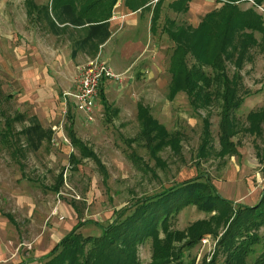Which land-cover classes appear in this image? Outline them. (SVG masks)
Wrapping results in <instances>:
<instances>
[{"label": "rangeland", "instance_id": "374dc122", "mask_svg": "<svg viewBox=\"0 0 264 264\" xmlns=\"http://www.w3.org/2000/svg\"><path fill=\"white\" fill-rule=\"evenodd\" d=\"M32 1L39 7L49 8L51 4V0ZM24 2L0 0V264H41L38 259L48 254L78 222L87 221L77 230L83 237L99 236L100 227L88 221L104 227L113 221L116 211L133 205L136 200L199 175H206L218 194L235 206L259 203L264 189V125L260 135L250 134L245 128L249 127L247 115L264 106V48L260 34H255L259 44L249 50V58L240 71L239 95L244 100L233 114L237 132L232 138L238 154L221 157L216 154L220 149L218 103L195 110L184 93L168 99L172 43L161 28L165 19L173 20L176 26H191L183 12L175 15L169 7L171 3L159 9L162 16L149 36L151 42H156L158 67L146 74L140 72L141 68L132 76L114 72L110 68L114 40L104 48V58L111 56L107 63L110 70L121 75L119 79H107L103 83L105 98L117 113L105 119L99 102V112L86 120L70 109L63 94L73 89L78 68L89 59L99 58L100 52L72 64L68 61L69 48L65 40L71 35L74 36L71 40L80 38V30L68 27L61 35L54 36L41 16L34 22V19L28 21ZM262 17L264 22V15ZM44 45L58 53L54 62H62L64 73H68L66 79L54 72L51 48H46L47 53L42 55ZM69 47L71 49V45ZM226 68L231 76L232 63L227 62ZM139 104L179 141L176 150L165 147L158 152L159 162L149 155L145 144L134 140L138 139L140 131ZM18 115L22 120L14 122L10 133H6L5 121ZM32 116L37 117L43 128L55 129L51 141L43 142L36 152L26 150L20 135ZM203 118L210 122L211 137L207 146L212 149L202 158L198 157V149ZM70 119L75 136L96 153L103 169L91 159H80L78 151L70 145L66 135ZM54 126L63 131L67 142ZM3 132L5 138L1 136ZM130 154L138 160L133 161ZM70 155L80 159L75 169L69 162ZM60 175L62 184H59ZM214 214L188 205L169 219L168 228L182 231L196 221L209 220ZM6 215H10L12 221ZM219 232L215 237L202 238L210 240L208 246L202 247L201 239L195 247L184 251L179 264H210L223 229ZM256 233L260 241L251 248L245 264H253L264 251V227ZM159 237H164L161 229ZM213 242L214 251L210 250L207 260L205 254ZM223 255L219 254L214 264H228ZM137 257L141 264L151 261V239L137 247Z\"/></svg>", "mask_w": 264, "mask_h": 264}, {"label": "trees", "instance_id": "16d2710c", "mask_svg": "<svg viewBox=\"0 0 264 264\" xmlns=\"http://www.w3.org/2000/svg\"><path fill=\"white\" fill-rule=\"evenodd\" d=\"M117 1L51 0L49 8L38 7L31 0H26V4L28 17L34 15L35 20H38L41 16L52 34L65 32L70 26L84 29L83 37L72 40L71 56L75 57L78 52L94 55L99 46L110 38L108 20ZM151 1L125 0V4L131 10H138ZM247 1L217 0L219 7L207 13L195 28L176 26L169 19H165L162 27V32L172 43L168 63V99L173 100L178 93H184L195 110L207 109L218 103L220 149L216 154L221 157L238 154L237 147L232 142L237 132L233 114L244 100L239 95L242 81L240 71L249 58V50L259 44L255 34L261 35L264 48L263 17L253 8L244 9L241 6ZM253 1L264 5V0ZM189 2L190 0H176L169 7L175 13H182L187 10ZM160 4L161 0H157L154 5L150 27L152 32L158 20L157 10ZM227 62L234 67L231 76L227 73ZM101 86L99 98L108 120L110 113H116V109H112L105 100ZM22 118L18 115L6 120L5 132L10 133L13 123ZM137 120L140 131L138 139L134 140L145 144L149 155L156 162H159L157 154L163 148L177 149L179 141L174 140L141 104L137 106ZM246 120L249 127L245 131L260 135L264 125V106L255 113H249ZM202 124L198 157L203 158L212 147L207 146L211 137L209 119L203 118ZM72 128L68 127L67 136L72 147L78 151L80 159H91L103 169L98 157L75 136ZM5 132L1 133L2 138H5ZM20 135L24 138L26 150L36 152L43 142L51 141L53 133L50 129L43 128L36 116H32L29 125L20 131ZM130 157L133 161L138 160L131 154ZM80 159L70 155L72 168H76ZM59 184H62V175L59 176ZM188 205L205 213L215 214L207 221L194 222L185 230H170L169 219ZM132 206L133 209L130 210ZM88 223L100 227L99 236L83 237L77 230L87 224V221L78 222L48 254L38 259L41 264H141L137 257V247L147 239H151V261L148 264H179L184 251L195 247L203 237L219 235V230L222 229L223 234L217 242L216 253L210 264H214L216 257L222 253L228 264H245L251 248L260 241L257 230L264 227V189L259 203L235 206L232 201L218 194L206 175H199L136 200L133 205L116 211L113 221L104 227L97 222ZM160 229L164 236L162 239L159 237ZM253 264H264V251Z\"/></svg>", "mask_w": 264, "mask_h": 264}, {"label": "crops", "instance_id": "0c3cea01", "mask_svg": "<svg viewBox=\"0 0 264 264\" xmlns=\"http://www.w3.org/2000/svg\"><path fill=\"white\" fill-rule=\"evenodd\" d=\"M173 1H176V0H161V7H159L157 10V14H158L157 22L158 23H159L160 17L162 16L161 11L159 13V9L163 8L164 5L168 6ZM156 2H157V0H152L149 4L146 5V7H143L142 9L131 10L130 8H128L126 6L125 0H118L117 3L115 4L113 10H112L111 17L108 20L109 28H110V32H111L110 38L104 44L99 46V48L97 49V52L94 55H88V54H85L83 52H78L75 57H72L71 56V49L69 46L72 44L71 39H73L74 36L73 35H71V37L68 36V39L65 40V43H66L65 46L67 49L69 48L68 49L69 50L68 61H70L72 64H76L78 62L84 61L85 59H89L90 57H95L100 52V54H98L99 56L101 55L100 57L98 56L99 59L101 61L108 63L109 58L111 56L108 54L107 58H104L103 50L107 45H109L114 40L111 55H112L113 62L115 64L112 62V66H110V68L114 72L125 73V74L127 73V74H129V76H132V74L136 73V71H138V69H140V68H141L140 72H144L145 74L148 73L151 70V68L156 69V67H158V64H156V59H155V57H157V55H158L157 52H155L157 50L156 42L155 41L151 42L149 40V36L151 35V33H154V31H155V29H154V31L152 32L150 27H151V22H152V16L154 15V11H153L154 5L156 4ZM24 5L26 7L25 8L26 17L28 18L26 0L24 2ZM218 5L219 4L217 3V0H190V2L188 3L187 10L185 12H183V14L186 15L185 19H186V21L189 22L188 24H191V26L195 28L200 23L201 19L207 13L216 9L218 7ZM241 6L244 9H246L248 7V3L247 2L242 3ZM174 14L177 16L181 15V14H177V13H174ZM41 19L45 23V21L42 17H41ZM32 20H33V22L36 21L34 15L28 21L30 22ZM157 22H156L155 28L157 27ZM45 25H47V24L45 23ZM46 27H47L48 31L52 34V32L50 31L48 26H46ZM73 29H79L81 37L84 36V29H82V28H73ZM52 35L59 36V35H61V33H59L58 35H55V34H52ZM76 39H78V38H76ZM46 48L47 49L51 48L49 50L51 51V53L53 52L52 59H53V64H54V72L57 74H62L63 78L66 79L68 77L67 76L68 73L67 74L64 73V66H63L62 62L60 60L58 62H54V60H57V58H58L57 57L58 53L53 51V49H54L53 47H46L45 46L44 48H42V55L47 53V52H45ZM62 52H64V50ZM101 57L104 58L105 60L102 59ZM151 60L154 61L155 64L152 63ZM64 61L65 60H63V63H64ZM147 63H150V64L147 65ZM66 65L68 67V64H66ZM143 69H144V71H143ZM59 77H61V75ZM36 78H37V76H36ZM63 78L61 77V79H63ZM103 83L101 84L102 89H103ZM106 94H107L106 91L103 89L104 98H105ZM105 100H106V98H105ZM99 102H100V98H99V94H98L97 104H96V108L94 110L95 114L93 113L94 115H96V113L99 112V106H98ZM69 103H70L69 105H70V109H71L72 108L71 102H69ZM100 104H101V107L103 109L105 119H107L106 118L107 116L105 115L104 107H103L101 102H100ZM109 105L112 106L111 104H109ZM116 113H117V109H116ZM113 115H115L114 112L110 113L109 118H111L110 116H113ZM71 126H73L72 119L68 120V126L67 127H71ZM54 127L56 128V131L61 134V137L63 138V140H66V142H67L68 139L65 137V134L63 133V131H60L59 129H57L56 126H54ZM50 130L53 133V131L55 129H50ZM70 145H71V143H70ZM92 152L96 155V153L93 150H92ZM6 217L8 218L9 221H12V218L10 215H6ZM207 240H208V242L206 244L202 245V247L209 245L210 240L209 239H207ZM214 247L215 246H214V242H213L210 245V247L208 248L207 253L205 254L207 256V260H208V254L211 255L210 250L212 249V252H213Z\"/></svg>", "mask_w": 264, "mask_h": 264}, {"label": "built area", "instance_id": "2783aa9c", "mask_svg": "<svg viewBox=\"0 0 264 264\" xmlns=\"http://www.w3.org/2000/svg\"><path fill=\"white\" fill-rule=\"evenodd\" d=\"M247 3L248 7L253 8L260 15H264V5L255 4L253 0H248ZM120 76L115 75L107 63L99 58L89 59L85 65L78 68L75 85L71 91L63 94L64 100L71 102L72 108L82 114L86 120H91L101 84L107 79H119ZM207 242V238L201 240L202 245Z\"/></svg>", "mask_w": 264, "mask_h": 264}]
</instances>
